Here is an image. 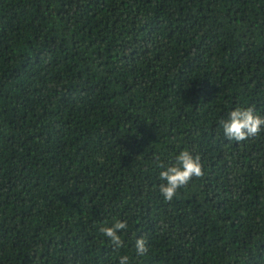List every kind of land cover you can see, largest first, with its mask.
I'll return each mask as SVG.
<instances>
[{
	"label": "trees",
	"instance_id": "obj_1",
	"mask_svg": "<svg viewBox=\"0 0 264 264\" xmlns=\"http://www.w3.org/2000/svg\"><path fill=\"white\" fill-rule=\"evenodd\" d=\"M249 106L264 0H0V264H264V127L219 123ZM184 149L204 174L166 201Z\"/></svg>",
	"mask_w": 264,
	"mask_h": 264
},
{
	"label": "clouds",
	"instance_id": "obj_2",
	"mask_svg": "<svg viewBox=\"0 0 264 264\" xmlns=\"http://www.w3.org/2000/svg\"><path fill=\"white\" fill-rule=\"evenodd\" d=\"M219 123L228 140L240 142L255 137L261 132L264 127V116L257 115L252 106L236 107L228 112L226 119ZM156 166L161 169L159 178L164 182L159 185V192L166 201H172L179 189L187 187L194 177L200 178L204 174L200 157L194 156L187 149L179 151L170 163L161 162L160 158L156 157ZM127 227L126 221L113 218L111 226L105 222L99 227V231L109 240L114 249H119L123 246L119 233ZM146 243L144 237L135 239L134 249L137 255L142 256L147 253ZM119 264H129V257L120 256Z\"/></svg>",
	"mask_w": 264,
	"mask_h": 264
}]
</instances>
